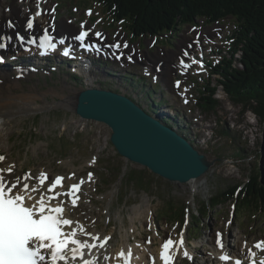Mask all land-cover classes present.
<instances>
[{
    "label": "rangeland",
    "instance_id": "obj_1",
    "mask_svg": "<svg viewBox=\"0 0 264 264\" xmlns=\"http://www.w3.org/2000/svg\"><path fill=\"white\" fill-rule=\"evenodd\" d=\"M14 1L7 0L3 8L10 2L12 5ZM32 5L34 6L35 3ZM1 6L0 0V8ZM74 6L79 8L76 9ZM87 7H93L94 15L100 17L94 21V24L89 23V17L85 12ZM104 13H106L104 8L92 0H60L56 18L60 21L68 19L70 21L68 24L77 25L78 28H80V21H86L91 28L109 30L107 33L112 38L121 40V43L124 41L131 43L128 49L122 48L125 52L136 46L137 48H134L136 52L132 54L133 63H130L128 69L130 72H140L147 66L143 61V56L142 61L138 60L141 59L139 49L142 51L151 49V53L160 55L166 51L180 53L179 43L183 35L185 34L184 42L186 43L193 39L197 32V29L190 31L189 25L177 26L174 31L161 33L155 47L149 49L155 37L146 40L141 38L140 44L138 40L131 42L129 35L131 40L133 37L130 31L123 27L129 32L128 35L124 29L118 28L120 24L114 29L111 25L112 20L106 18ZM102 17L105 20H102ZM202 23L204 21L199 20V24ZM222 24L223 30L220 31V35L224 36V42L215 39V49L224 50L222 54L217 55L218 57L221 55L230 57L227 38L237 30V22L227 19ZM214 26L213 23L205 24V32L212 33L213 31L215 37L218 38L220 36L213 30ZM117 33L119 36L116 35ZM123 36L126 39L122 38ZM241 53L239 51L235 55L237 60L234 61V65L237 67H241L238 61ZM208 59L211 62L217 61V57ZM10 63L12 66L8 65L7 68L11 67L12 84L9 86L0 84V90L6 87L11 92L21 94L23 96L20 102L22 107L24 106L23 100L31 102L34 106L27 114L22 112L21 117L18 116L13 123L14 130L8 142L0 150V155L5 156V160L0 161V168H5L7 165L14 166L16 176L21 177L27 173L26 170L37 176L41 170L51 171V174L76 172L77 177L85 176L87 170L94 171L93 183L83 189L79 206H72L70 213L80 217L86 223L88 232L99 230L102 235L113 233L109 242L110 250L119 249L125 237L131 239L132 242L137 240L141 242L142 237L155 236L156 239L153 238L151 243L153 247H157L161 245V239L165 233L168 232L177 237L184 232L187 236H191L194 249V252L192 251L194 259L185 262L208 264L201 257L203 254L207 255L205 250L212 252V242L217 232L222 231L226 243L238 235L242 236L244 242L264 238V212H256L253 206L250 210L239 208L241 193L239 197L234 196L233 199L218 205L215 210H211L205 216L200 215L201 206L210 202L214 196L223 191H229L237 184L244 188L251 176L259 174L262 179L264 175L261 163L264 154V120L255 115L250 107L245 108L244 104L231 99L219 84V75L212 73L209 64H206L203 73L189 72L186 77L179 76L176 70V73L172 75L171 86L166 84L171 75V67L167 79L166 73L164 75L161 74L162 72L156 73L159 83H156L154 87L149 86V81L141 76H138L134 82L127 79L130 84L142 92L140 97L132 94L133 97L147 109L149 105L151 108H156L155 112L149 110L153 115L168 118L170 115L168 116L167 110L172 111L176 108L175 116L171 118L183 126V134L195 147L214 162L206 174L195 180L196 189L191 183L170 182L154 174L147 167L125 160L113 146L110 139L112 130L105 123L90 121L84 123L85 125L77 124L72 118L76 115L72 109H67V106H54L47 111H43L42 108L36 110L35 108L39 107L37 104L44 106L46 102L52 103L60 100L72 94V91L83 88L81 81H76L70 75L74 69L73 66L69 67L64 63L65 69H57L54 72L48 68L31 70L27 67V70H20L18 64L21 63L27 66L30 63L36 65L24 56L15 61L11 59ZM149 67L152 68V66ZM101 71L105 74L99 77L100 80L108 83L104 84V88L115 90V86L110 82L118 77L113 75L108 77L105 71L109 69L104 66ZM176 78H184V85L186 84L185 79L188 78L187 89L189 91L186 96L190 99L188 105L183 104V98L178 94L184 91V87L178 90L173 87ZM208 81L218 88L215 94L218 102L213 108L208 105L204 108L199 104L200 90L204 89ZM143 84H146V88ZM149 90H156V94L167 99L169 103L162 102L161 106L157 105L158 100L152 101L147 96L146 91ZM8 102L14 103L11 99ZM169 107L172 109H168ZM77 128L80 131L74 135L73 130ZM175 128L178 130L177 126ZM93 159H95L94 163ZM51 174L49 173L50 176ZM34 183L38 184V181L34 179ZM233 211H235L234 214ZM143 214L151 217L154 226L151 225L149 228V224L145 225ZM188 214L190 222L185 226L184 220ZM132 218L136 221L135 231L131 229L133 227ZM229 221H231L230 224Z\"/></svg>",
    "mask_w": 264,
    "mask_h": 264
},
{
    "label": "snow or ice",
    "instance_id": "obj_2",
    "mask_svg": "<svg viewBox=\"0 0 264 264\" xmlns=\"http://www.w3.org/2000/svg\"><path fill=\"white\" fill-rule=\"evenodd\" d=\"M46 0H37L35 12H31L26 19L24 28L28 33L27 37L20 31L15 32L16 38L20 45L24 47L25 51H31L32 46L38 49L40 55H49L55 53L57 50L65 45V40L61 38L59 42L50 34L49 28H43V34L37 37L33 34L37 18L40 17L45 9L40 5ZM55 7L50 9V13H55ZM93 14L92 9H87V15ZM99 22V21H98ZM54 27V24L51 25ZM7 28L15 30L17 24L13 20L7 21ZM81 31L78 35L72 37V40L79 42V47L93 53H101L104 48H114L118 51L117 58H123L125 53L120 51L128 49L129 44L121 40L103 44L106 40L105 33L101 31L93 32L92 28H85L84 24L80 25ZM217 35H220L219 29H214ZM93 35L96 39L89 40V36ZM119 36V33L116 34ZM13 37L6 35L0 37V49L7 50L8 42ZM200 43V34L197 31L196 39L189 44L187 48L183 49L182 56L179 58V64L182 71H187L193 65L198 64V72L204 71L203 59L196 60L190 56V49L193 44ZM153 41L151 46H154ZM135 52V49H132ZM61 54L69 56L72 54L71 45L64 46ZM203 53L201 52V56ZM185 57H189L190 62H186ZM128 61H133V55L130 53L126 56ZM143 59V57H140ZM12 59H15L13 56ZM6 56L0 54V64L6 63ZM160 66H157L159 72ZM181 81H175V87L179 88ZM187 92V89H185ZM183 96L184 93H181ZM189 101L185 98L184 103ZM5 156L0 155V161H4ZM95 162V159L92 161ZM14 166L8 168H0V264H98V257L92 255L94 249H104L110 241V236L101 237L100 234L93 235L88 233L83 228L79 221H74L65 216V205L70 203L73 207L78 205L82 185L85 183L84 178L78 182L72 183L66 191H58V188H63L66 179L63 175L49 177V174L42 172L39 176H32L26 173L22 177L15 176ZM75 173H72L67 179H72ZM94 174L89 172L87 181H92ZM37 180L39 187H30V180ZM47 184L46 193H41L39 199L32 195L43 188ZM34 201V202H33ZM188 221L185 220V226ZM231 221H229V224ZM151 228V224L148 225ZM90 237L89 239H80L79 234ZM222 233H216V244L221 249V254L218 259L224 264H264V257L259 261L256 259V252L252 248H248L246 256L233 257L224 250L222 241ZM151 243V238L148 240ZM185 240L184 233H180L178 240H173L170 236L162 243L159 253V260L162 264H175V257L177 253L182 251V255L192 260L193 257L190 252L184 248ZM247 242H245V246ZM256 249L264 251V240L257 241L254 245ZM133 253L131 249L125 251L121 250L118 253V259L123 261V264H131ZM90 257V258H89ZM105 260H110L111 257L105 255ZM152 264H156V258H152Z\"/></svg>",
    "mask_w": 264,
    "mask_h": 264
},
{
    "label": "trees",
    "instance_id": "obj_3",
    "mask_svg": "<svg viewBox=\"0 0 264 264\" xmlns=\"http://www.w3.org/2000/svg\"><path fill=\"white\" fill-rule=\"evenodd\" d=\"M92 1L101 4L114 20L126 21L125 27L135 39L145 34L159 36L163 32L174 31L177 26L196 24L200 18H205L207 23L212 24L228 16L234 17L237 30L232 37L231 56H224L219 64L211 65L212 73L219 75V84L232 100L244 104L245 108L250 107L264 120V0ZM111 25L114 27L112 23ZM239 51L242 52L238 59L241 67L234 65L237 60L235 55ZM217 89L208 81L204 89L200 90L199 104L204 108L206 105L211 108L216 106L218 100L214 95ZM155 91L149 90L147 94L151 96V100L154 98L156 101ZM161 102L169 103L163 98ZM149 108L153 112L156 111V108H151L150 105ZM162 119L170 126H177L179 131H184L177 120L171 117ZM238 186L240 185H234L229 191H223L210 202L204 203L200 215L205 216L234 196L239 197V193V208L250 210L253 206L256 212H264V175L262 179L259 174L251 176L244 188L235 195Z\"/></svg>",
    "mask_w": 264,
    "mask_h": 264
},
{
    "label": "bare ground",
    "instance_id": "obj_4",
    "mask_svg": "<svg viewBox=\"0 0 264 264\" xmlns=\"http://www.w3.org/2000/svg\"><path fill=\"white\" fill-rule=\"evenodd\" d=\"M31 1L32 0H24V2L27 4V5H25V3L20 2V0H15L12 5L10 2L7 6H5L3 8V5L7 2V0H1L2 6L0 8V37L6 36V35H11L13 37V39L8 42L9 47L7 50L3 51L2 49H0V52H3L4 55L7 57L6 63L0 64V84H3L4 86H6V85L9 86L10 84H12L11 79H10L11 67L7 68L8 65L12 66L10 63V60H9L10 57H12L14 55L22 56L24 54L30 53L29 51H25L23 46L20 45V42L18 41V39L15 36V32L20 31V32L24 33L26 36L28 35V33L26 32V30L24 28L26 19L28 18V16L30 15L31 12H35L37 10L36 6L32 5L33 3H36L37 0H35L34 2H31ZM48 7H49V4H46L45 6L41 7L43 9H45V11L40 17L37 18V22H36L35 28L33 30V33L34 32H42L44 27L49 26L50 28L56 29L57 33L60 36H63L65 33H69L70 35H75V34L78 35V32H80L81 28H78L77 25H74V24H68V19H67V21H65V20L60 21L56 18V16H54V14L45 13L46 10L48 9ZM8 20H13L17 24V28L15 30L9 29L6 27ZM53 24H54V27L51 26ZM122 38L126 39L125 36H123ZM184 41H185V34L183 35V38L181 39L179 46L183 47V46H186V44L188 45V42L185 43ZM190 41H191V39H190ZM0 42H2V41H0ZM134 48L136 49L137 47L134 46ZM132 49L133 48H131L129 51L132 52ZM139 52L138 53L140 54V56L144 57V59L148 65H150L151 63H154L156 60L164 61L161 74L164 75L166 73L165 74L166 79L169 77L168 72H169V68L171 67V71H170L171 75H170L169 81L166 82L164 80L168 86H171L172 75H173V73H176V69H177L173 65L176 63L175 59H177V55L179 53L176 51H166V52H163V53H165L164 56H163V53H162V55H160L159 53H152V56H147L148 51H146V50L142 51L139 49ZM166 53H168V55ZM25 67H26V64H24V63L19 64V68L24 69ZM96 67L97 68H93L89 72V74L87 72L83 73V74H85V76H87L86 78L88 81L92 82L99 77V75H100V71L98 69L99 67L98 66H96ZM165 70H166V72H165ZM93 85H95V84H93ZM173 87H174V84H173ZM2 89H3L2 91L0 90V150H2L3 145L8 142L10 135H11L12 131L14 130L13 123L17 120V117L20 116V114H22V112L27 114L32 109V107L34 106V104H32L31 102H29L27 100L26 101L23 100L24 106L22 107L20 102H22L23 96L21 94L11 92L6 87H2ZM120 89L125 91V92H130V89L126 88V87H120ZM7 91H9V92H7ZM4 93H5V95H4ZM6 95H9V96H6ZM4 99H5V102H4ZM10 99L12 101H14L13 104L11 102H8V100H10ZM76 102H77V92L74 94H70L69 96H65L64 98H62L60 100H55L52 103L46 102V104L44 106H40L39 104H37L39 107L35 108V109L39 110V108H42L43 111H47L48 109L50 110L54 106H56V107L67 106L66 107L67 109H69V110L72 109L75 111ZM18 103H20V104H18ZM22 108H23V110H22ZM171 112H173V111H171ZM31 113H34V112H31ZM72 118H73V122H77V124H83V125H85L84 123H88L90 121L100 122V121H96V120L84 119V118L78 117V116H73ZM101 123H103V122H101ZM78 131H80L78 128L73 130V134H75ZM9 166L10 165L5 166V169L8 168ZM14 170H15V168H14ZM15 176H16V170H15L14 176H11L10 178L14 179ZM32 176H37V175L33 174ZM74 181H75L74 178L69 180V182H74ZM191 184H193V186L196 187L195 181L191 182ZM35 185H37V184H35ZM196 189H197V187H196ZM46 191H47V189H45L44 193H46ZM143 215H142V217L144 218V222L146 223L145 224L146 226L149 223L151 225L154 224L153 220L151 221L150 216H147V214H145L144 216ZM65 216L67 218L74 220V221H79L80 224L83 225V228L85 229V231L88 232L87 227H86V223L80 217H77V216L70 214L69 210H68V214H66ZM152 216H154V215L152 214ZM132 221H133V225H132L133 227H131V229L133 228V230L135 231V228H136L135 218H132ZM155 226H156V223H155ZM137 227H138V225H137ZM97 233H101V232H99V230L95 231V234H97ZM83 234L84 233H80L79 237L82 238V240L88 239L87 236L83 235ZM112 234L109 233L106 236L111 237ZM169 236L171 237L172 235L169 234L168 232L165 233L163 238L161 236V238H162L161 243H163V241L165 239H167ZM149 238H151V241L153 238L156 239L155 236H151L148 238L142 237L141 242L140 241L138 242V240L136 239L137 241L133 243L131 241V239L125 237V238H123L122 244L119 246V249L117 250L116 253L113 251H109L110 250V243H109L105 247L106 250L108 251L107 256H110L112 259V257H118V253L121 250L127 251V250L131 249V251L133 253V256L131 259V264H152V258L153 257L156 258V264H162V261L159 260V253H160L161 247H153L152 243L148 242ZM178 238H180V236H178ZM186 238H187V234L184 233V240H185L184 248L187 247L186 246L187 245V239ZM244 241L245 240L242 238L241 235H238L233 240H230V251H231L230 255H232L233 257L246 256L248 248H252L255 252L260 253V251L254 247L255 242H252V241L247 242L246 241L247 245L245 246ZM212 246H213L212 252H207V250H205L207 255L203 254L201 259L205 260L208 264H224L223 261H220L218 259L219 255L221 254V250L219 249V247L216 244V236L215 235H214V239L212 242ZM102 251H103V249H101V250H98V248L94 249L92 251V255L98 257V264H109L111 259L110 260H103V258L100 256L101 255L100 252H102ZM180 253L182 254V251Z\"/></svg>",
    "mask_w": 264,
    "mask_h": 264
},
{
    "label": "water",
    "instance_id": "obj_5",
    "mask_svg": "<svg viewBox=\"0 0 264 264\" xmlns=\"http://www.w3.org/2000/svg\"><path fill=\"white\" fill-rule=\"evenodd\" d=\"M75 112L84 119L107 124L112 130L111 142L125 160L147 167L170 182L191 183L214 164L184 134L123 93L82 89L77 93ZM261 163L264 172V154Z\"/></svg>",
    "mask_w": 264,
    "mask_h": 264
}]
</instances>
